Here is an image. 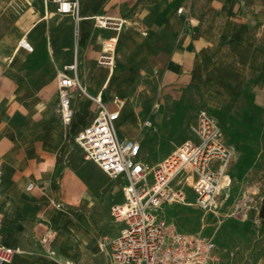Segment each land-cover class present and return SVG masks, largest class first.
I'll return each instance as SVG.
<instances>
[{"label":"crops","instance_id":"crops-1","mask_svg":"<svg viewBox=\"0 0 264 264\" xmlns=\"http://www.w3.org/2000/svg\"><path fill=\"white\" fill-rule=\"evenodd\" d=\"M244 6L245 0H78L74 20L49 1L0 0V244L23 251L9 264H101L100 254L107 264L98 240L119 231L104 232L105 205L70 161L74 137L95 115L89 97L72 90L71 122H61L56 72L73 60L85 93L119 111V139L140 144L185 106L181 96L208 65L232 68L224 85L230 101L217 111L233 153L231 183L251 181L253 207L261 208L259 227L244 237L245 255L264 264V68L250 34L256 20ZM179 7L185 12L177 14ZM99 15L126 24L118 33L99 29L92 20ZM115 36L110 71L96 58L103 40ZM21 39L32 51L19 46ZM145 74L155 86L140 82ZM120 95L128 97V113L115 107ZM145 120L151 127H141Z\"/></svg>","mask_w":264,"mask_h":264},{"label":"built area","instance_id":"built-area-1","mask_svg":"<svg viewBox=\"0 0 264 264\" xmlns=\"http://www.w3.org/2000/svg\"><path fill=\"white\" fill-rule=\"evenodd\" d=\"M45 1L55 5L57 14L79 19L78 0ZM192 1L189 0L190 3ZM176 12L182 14L185 9L179 7ZM92 20L94 27L115 33L120 32L126 24L122 18L104 15L94 16ZM116 43V36L103 40L96 58L98 66L110 71L114 69ZM19 46L32 51L24 39L19 41ZM56 83L63 125H69L72 119V90L88 96L95 104L91 123L76 134L74 142L82 151L85 161L93 163L111 180L121 183L122 201L112 205L109 213L115 223L123 226L116 235L103 236L98 240L99 249L106 253L107 264H221L213 253L215 245L211 238L201 233L183 234L171 221L158 219L154 214L163 204L184 201L181 189L172 186L183 172L187 185L195 195L197 207L205 212H213L218 206V195L231 186L232 181L226 170L233 153L224 143L217 121L201 111L191 128L196 142H183L166 158L149 166L140 158L141 146L137 140H120L117 136L119 111L109 110L99 96L91 97L85 93L77 77L75 60L56 72ZM141 127H151L150 121H143ZM149 175H152L150 185L147 182ZM32 186L29 183L26 190H31ZM241 189L242 194L236 199L233 209L236 214L244 216L251 208L246 202H252L250 195L257 192L256 186L252 185L245 184ZM45 249L48 257L53 258V251L48 247ZM22 253L18 248L0 244V264H9L15 255ZM233 256V253L229 254L230 258ZM59 264L76 263L65 261Z\"/></svg>","mask_w":264,"mask_h":264},{"label":"rangeland","instance_id":"rangeland-1","mask_svg":"<svg viewBox=\"0 0 264 264\" xmlns=\"http://www.w3.org/2000/svg\"><path fill=\"white\" fill-rule=\"evenodd\" d=\"M244 9L251 12L256 20V25L250 30V34L258 48V52L261 54L259 65L262 64L264 68V0H245ZM218 67L219 70H215L214 67L208 65L206 69L210 70L205 69L206 71H202L199 84L188 87L181 96L185 106L180 108L179 111H175L173 116L168 119L169 121L162 124V127L153 128L148 139L142 141L140 144V158L142 161L149 166H153L175 151L183 142L187 140L196 142L191 128L195 125L197 115L201 111L215 119L222 128L217 110L224 108V103L228 99L224 85L227 74L232 73V68L229 70V68L223 66ZM235 68L233 66L234 71ZM225 69L227 71H224ZM145 76L140 82H147L149 86H155L154 77L149 78L147 74ZM211 92H215L216 95L214 94L211 97ZM117 98L119 101L114 100L115 107L120 108L123 113H128L131 110L128 97L120 95ZM238 101H240V97L236 99V102ZM118 125L119 121L116 123V130L120 136L122 132ZM127 132L130 131L127 130ZM221 132L222 139H224L223 131L221 130ZM70 161L75 170L87 181L89 193L99 197L105 205L104 232L108 233L122 228L123 225L114 223L108 214L112 205L122 201L121 183L111 180L93 163L85 161L83 153L77 145H74ZM226 173L229 175L228 167ZM185 176L186 174L183 172L172 183L175 189H181L184 194V201H172L163 204L154 213L156 217L171 221L177 230L183 234L201 233L211 238L215 245L213 253L220 259L221 264H251L248 256L245 255L246 243L244 237L247 233L254 234L261 222V208L259 207L256 210L253 207L256 194L250 195L253 198L252 202H246V205L251 206V208L247 212L244 211L245 217L241 216L240 213L236 214L233 205L236 199L241 196L243 189L239 184L231 183L228 190L224 189L218 195V206L213 209V212H205L195 205V195L187 185ZM147 182L149 185L152 183V175H149ZM247 185H252L251 181L246 183ZM231 213L233 215H230ZM230 253H233V258L229 257ZM100 255L97 260L104 264V258L102 254Z\"/></svg>","mask_w":264,"mask_h":264},{"label":"trees","instance_id":"trees-1","mask_svg":"<svg viewBox=\"0 0 264 264\" xmlns=\"http://www.w3.org/2000/svg\"><path fill=\"white\" fill-rule=\"evenodd\" d=\"M77 172V171H76ZM78 173V172H77ZM78 175L80 176V178L84 181V183L88 186V188H89V185H88V183H87V181L81 176V174L80 173H78Z\"/></svg>","mask_w":264,"mask_h":264}]
</instances>
